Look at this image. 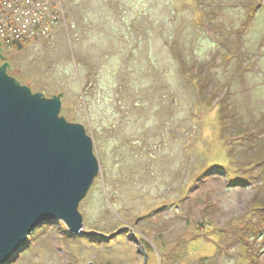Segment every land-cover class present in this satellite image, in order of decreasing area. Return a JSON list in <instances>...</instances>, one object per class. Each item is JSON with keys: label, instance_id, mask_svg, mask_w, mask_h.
Wrapping results in <instances>:
<instances>
[{"label": "rangeland", "instance_id": "obj_1", "mask_svg": "<svg viewBox=\"0 0 264 264\" xmlns=\"http://www.w3.org/2000/svg\"><path fill=\"white\" fill-rule=\"evenodd\" d=\"M60 4L2 62L61 94L99 172L82 231L44 221L8 264H264V0Z\"/></svg>", "mask_w": 264, "mask_h": 264}, {"label": "water", "instance_id": "obj_2", "mask_svg": "<svg viewBox=\"0 0 264 264\" xmlns=\"http://www.w3.org/2000/svg\"><path fill=\"white\" fill-rule=\"evenodd\" d=\"M0 45V264H8L44 221L82 231L78 210L99 163L79 122L51 97L22 84L2 62Z\"/></svg>", "mask_w": 264, "mask_h": 264}, {"label": "built area", "instance_id": "obj_3", "mask_svg": "<svg viewBox=\"0 0 264 264\" xmlns=\"http://www.w3.org/2000/svg\"><path fill=\"white\" fill-rule=\"evenodd\" d=\"M60 6V0H0V41L20 44L30 31L28 24L31 23L32 29L40 35L49 33L60 22ZM4 9H9L6 15ZM21 10L26 13L23 18L20 17ZM8 34L10 36L3 39Z\"/></svg>", "mask_w": 264, "mask_h": 264}]
</instances>
